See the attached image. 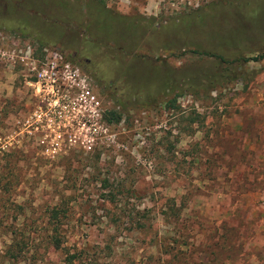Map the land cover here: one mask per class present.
<instances>
[{"label":"rangeland","instance_id":"1","mask_svg":"<svg viewBox=\"0 0 264 264\" xmlns=\"http://www.w3.org/2000/svg\"><path fill=\"white\" fill-rule=\"evenodd\" d=\"M192 48L263 53L264 0H0V264H264V55Z\"/></svg>","mask_w":264,"mask_h":264},{"label":"trees","instance_id":"2","mask_svg":"<svg viewBox=\"0 0 264 264\" xmlns=\"http://www.w3.org/2000/svg\"><path fill=\"white\" fill-rule=\"evenodd\" d=\"M102 17H106L105 15L102 14H98L95 13V17L92 18L91 21H93L94 23L99 22L98 23V29H102V34L104 35L103 37H106L108 34H110L111 38L114 40L115 38V33L113 32L114 29H117V26L111 25V23L109 24L108 22H106V20H104ZM109 17V16H107ZM130 25V24H129ZM120 26V27H130V26ZM113 28L112 31H110V28ZM113 32V33H112ZM190 53H193L197 56H204V57H208V58H215L218 59L220 62L224 63L226 66L223 69H220V71H217V73L215 74H208V73H203L201 72L200 74L198 72H194V73H189L187 74V78L189 79H193V81H196L195 83H190V81L192 80H188L187 84H189L190 87H192L193 89H198V87H201L198 83V81H207V83L214 84V83H219L220 81H223L224 79H226L225 77H231L229 75H233L234 70L232 68V64L233 63H241V62H247L248 60H257L260 59L263 55H264V51L261 54H258L256 56H252V57H234V58H228L225 57L224 55L218 53L215 50H209V49H204V48H192L191 50H189ZM193 76V77H192ZM163 81H162V89H167L168 91H176L177 89H180L179 86H177L175 79H169L166 78L163 75ZM192 77V78H191ZM198 82V83H197ZM179 85V84H178ZM175 96L179 95V92L176 94H174ZM174 100V99H173ZM120 113L114 109H109L106 110L102 113V118L104 121L108 122H118L120 119ZM64 212H62L61 210H59L56 207H52L48 210V216H47V221L48 224L50 225L49 228V235L47 236L49 241L53 242L56 241V229L57 226L59 225L60 222V216H63Z\"/></svg>","mask_w":264,"mask_h":264},{"label":"built area","instance_id":"3","mask_svg":"<svg viewBox=\"0 0 264 264\" xmlns=\"http://www.w3.org/2000/svg\"><path fill=\"white\" fill-rule=\"evenodd\" d=\"M58 61H53L52 59H47L44 62V66L41 70V73H39L40 75L46 74L47 72L49 73H53V75H55L57 72H59L61 70V75L62 78L67 79L66 82H61V84L56 86V92L58 93L60 90L59 96L61 99L65 98L67 96V92L72 89L73 87H75V85L78 87V91H77V99L80 101V104L82 105V109H87L89 111L94 113L95 115H97L96 113V105H97V101L96 99H94V96L92 94L89 93V91L84 88L83 86V81L82 79L79 80V82H76L75 79L77 77V70L75 69H70V67L68 66V63L66 62H62L59 61V63H57ZM43 73V74H42ZM61 78V76L59 77ZM81 87H79V86ZM69 107L68 103H63L61 102V104H57L56 106V114L54 115V117H57L56 119L53 116H47V118L49 119V121H56L61 122L62 119L65 118L64 115V107ZM87 108H86V107ZM62 108V109H61ZM71 108L74 109V106H71ZM55 110V109H54ZM88 116H91V113L88 114ZM83 124H87L88 128H91V131H95L96 130V125L95 123H93L91 121V119H85L83 121Z\"/></svg>","mask_w":264,"mask_h":264},{"label":"flooded vegetation","instance_id":"4","mask_svg":"<svg viewBox=\"0 0 264 264\" xmlns=\"http://www.w3.org/2000/svg\"><path fill=\"white\" fill-rule=\"evenodd\" d=\"M45 62V60H43Z\"/></svg>","mask_w":264,"mask_h":264}]
</instances>
